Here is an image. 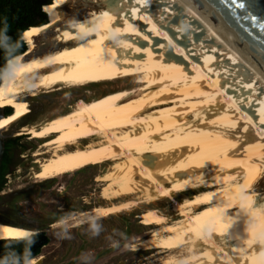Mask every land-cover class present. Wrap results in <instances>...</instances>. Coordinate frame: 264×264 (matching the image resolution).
Masks as SVG:
<instances>
[{
    "label": "bare ground",
    "instance_id": "obj_1",
    "mask_svg": "<svg viewBox=\"0 0 264 264\" xmlns=\"http://www.w3.org/2000/svg\"><path fill=\"white\" fill-rule=\"evenodd\" d=\"M75 1L45 6L50 22L26 30L27 51L7 61L0 107L14 112L1 118V133L28 116L21 94L41 83L76 87L146 77L137 93L84 95L39 128L23 127L18 135L44 140L35 155L50 154L36 160L34 178L42 182L108 164L122 177L107 190L117 202L88 212L92 220L144 206L147 224L165 230L142 245L146 250L192 245L205 252L187 262L264 264V199L255 191L264 178V71L197 1L84 0L99 9L61 30ZM51 30H61L59 50L44 55L42 45L37 52L35 39ZM178 195L188 196L173 205L180 223L168 224L148 208ZM32 234L0 221V240Z\"/></svg>",
    "mask_w": 264,
    "mask_h": 264
},
{
    "label": "rangeland",
    "instance_id": "obj_2",
    "mask_svg": "<svg viewBox=\"0 0 264 264\" xmlns=\"http://www.w3.org/2000/svg\"><path fill=\"white\" fill-rule=\"evenodd\" d=\"M98 9L96 3L76 0L66 9V20L60 29L62 30L66 24L74 25L87 19ZM61 30H51L37 37L35 39L37 52L42 45L45 46L44 55L58 51L60 45L58 34ZM142 77L136 75L113 82L76 87L58 84L53 88L41 83L35 90L21 94V99L28 104L30 115L2 133L5 144L11 146V164L0 191V221L22 227L26 223H31L45 230L49 245L42 250L43 259H39L37 264H195L186 260L193 256L200 258L205 252L203 249L196 252L192 245L175 251H144V247L139 244L140 240L149 238L144 243L153 241L165 231L161 226L147 224L148 215H144L147 207L144 206L138 208L134 205L115 215L92 221L94 215L88 212L98 206L111 205L108 203L109 200L117 202L113 197L109 199L106 197L107 190L122 177L108 170V164H101L41 182L34 178L40 170L36 160L42 162L50 157V154L43 156L35 154L44 144V140L31 138L28 134H17L23 127L39 128L55 116L71 111L84 95L95 99L123 89L137 93L146 86L147 78ZM255 191L262 201L264 178L256 185ZM133 199L139 202L136 196ZM184 199H188V196L178 195L174 201L165 198L148 208L156 209L166 218L168 224L174 225L182 220L178 212L173 210L174 202ZM81 223L85 226H80ZM75 224H79L81 233H89V237L91 236L90 248L93 252L89 254L86 252L74 260V256L68 255L67 246L80 242V238L75 234L76 229H69ZM218 241L223 246L230 245L224 238H219Z\"/></svg>",
    "mask_w": 264,
    "mask_h": 264
},
{
    "label": "trees",
    "instance_id": "obj_3",
    "mask_svg": "<svg viewBox=\"0 0 264 264\" xmlns=\"http://www.w3.org/2000/svg\"><path fill=\"white\" fill-rule=\"evenodd\" d=\"M54 0H0V21L6 19L7 27L0 22V83L3 82L9 59L23 55L27 44L22 39L23 33L31 27L43 26L50 22L45 6ZM8 61V62H7ZM7 63V65H6ZM3 72V73H2ZM0 84V86H1ZM14 112L6 108L5 115ZM7 145L0 166V191L9 173L11 157L7 153ZM47 238L42 234H34L28 238L0 240V264H27L31 259L41 254Z\"/></svg>",
    "mask_w": 264,
    "mask_h": 264
},
{
    "label": "water",
    "instance_id": "obj_4",
    "mask_svg": "<svg viewBox=\"0 0 264 264\" xmlns=\"http://www.w3.org/2000/svg\"><path fill=\"white\" fill-rule=\"evenodd\" d=\"M212 16L220 27L260 66L264 71V0H194ZM239 3L252 5L245 9ZM256 17L255 19L250 18ZM10 60V59H9ZM7 65V63H6ZM4 72V71H3ZM2 72V73H3ZM0 107V120L5 115ZM5 152V140L0 131V166Z\"/></svg>",
    "mask_w": 264,
    "mask_h": 264
},
{
    "label": "flooded vegetation",
    "instance_id": "obj_5",
    "mask_svg": "<svg viewBox=\"0 0 264 264\" xmlns=\"http://www.w3.org/2000/svg\"><path fill=\"white\" fill-rule=\"evenodd\" d=\"M50 121V120H49ZM48 121V122H49ZM9 143H11L12 144V142L10 141ZM6 149H7V143L5 144V152H4V154L6 153ZM10 149H11V146H10V144H9V150H8V154L10 155V157H11V154H10ZM2 190V189H1ZM137 217L139 218V215H137ZM92 221H95V220H92ZM140 221H141V219H140ZM54 223V222H53ZM53 223H51L50 224V226H52V224ZM94 223V222H93ZM79 225V224H78ZM77 224H75V225H73V226H70L69 227V229H76L75 230V234L78 236V238H80V242H79V244H77L76 242L75 243H70V245H68L67 246V251H68V255H70V256H74L75 258H74V260L77 258H80L79 256L81 255H84L86 252H87V254H89V253H92L93 251L91 250V248H90V245H91V243H90V239H91V236L89 237V233H86V234H84L83 232L81 233L79 230V228H80V226H85V224L84 223H81L80 224V226H78ZM23 227H25V228H27V229H29V230H31L32 232H33V234L32 235H34V234H38V233H42L46 238H47V243L42 247V250L44 249V248H46L48 245H49V238H48V236H47V234H46V232H45V230H42V229H40V228H38L39 226H37V225H32L31 223H26ZM84 228V227H83ZM82 227H81V229H83ZM72 232V231H71ZM79 233H81V234H79ZM91 235V234H90ZM147 239H149V238H147ZM147 239H144V240H140L139 241V244L142 246L143 245V243L147 240ZM143 250L144 251H147L146 249H144L143 248ZM150 250H155V249H150ZM77 255V256H76ZM43 259V255H42V251H41V254L40 255H38L37 257H35V258H33V259H37V261L39 260V259H41V258ZM35 264H37V262L35 263Z\"/></svg>",
    "mask_w": 264,
    "mask_h": 264
},
{
    "label": "snow or ice",
    "instance_id": "obj_6",
    "mask_svg": "<svg viewBox=\"0 0 264 264\" xmlns=\"http://www.w3.org/2000/svg\"><path fill=\"white\" fill-rule=\"evenodd\" d=\"M200 7H203V5H199ZM237 7L245 9L247 11L248 8H251L252 5H245L244 3H239L237 5ZM250 18L255 19L256 17L251 16ZM77 77L76 76H72L71 79L75 80ZM243 206V205H242ZM211 229L209 228L208 231H210ZM7 231V229L5 230ZM17 235H23V233H17ZM259 241L262 245H264V229H262L259 233ZM261 256L264 257V253H261Z\"/></svg>",
    "mask_w": 264,
    "mask_h": 264
},
{
    "label": "clouds",
    "instance_id": "obj_7",
    "mask_svg": "<svg viewBox=\"0 0 264 264\" xmlns=\"http://www.w3.org/2000/svg\"><path fill=\"white\" fill-rule=\"evenodd\" d=\"M0 22H2V23L4 24V27H5V28L7 27L6 19L3 20V21H0Z\"/></svg>",
    "mask_w": 264,
    "mask_h": 264
}]
</instances>
